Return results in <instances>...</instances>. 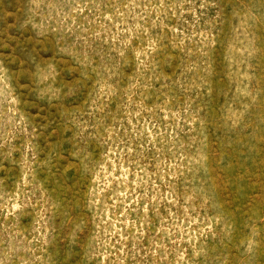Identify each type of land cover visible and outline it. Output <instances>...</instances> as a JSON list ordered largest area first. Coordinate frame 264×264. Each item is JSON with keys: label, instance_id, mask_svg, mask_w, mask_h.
Returning <instances> with one entry per match:
<instances>
[{"label": "rangeland", "instance_id": "rangeland-1", "mask_svg": "<svg viewBox=\"0 0 264 264\" xmlns=\"http://www.w3.org/2000/svg\"><path fill=\"white\" fill-rule=\"evenodd\" d=\"M0 264H264V0H0Z\"/></svg>", "mask_w": 264, "mask_h": 264}]
</instances>
